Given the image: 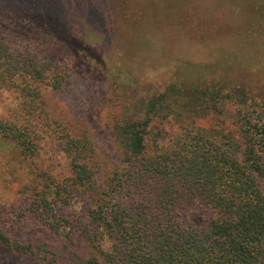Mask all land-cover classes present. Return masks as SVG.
Returning <instances> with one entry per match:
<instances>
[{
  "label": "trees",
  "instance_id": "obj_1",
  "mask_svg": "<svg viewBox=\"0 0 264 264\" xmlns=\"http://www.w3.org/2000/svg\"><path fill=\"white\" fill-rule=\"evenodd\" d=\"M249 4L260 25L254 36L264 40V0ZM24 18L0 7V24L18 23L40 39L52 34ZM256 73L263 84L264 72ZM69 85L68 73L14 49L0 25V90L17 100L0 119V138L33 158L56 136L70 176L54 185L51 210L41 209L36 221L68 245L83 241L97 251L71 253L70 264H264V100L218 81L171 85L142 102L135 117L118 120L119 150L99 155L88 136L71 137L49 117L43 91ZM210 117L217 123L198 124ZM69 195L88 199V207L58 213ZM0 242L41 263L65 264L44 242L24 245L1 231Z\"/></svg>",
  "mask_w": 264,
  "mask_h": 264
},
{
  "label": "rangeland",
  "instance_id": "obj_2",
  "mask_svg": "<svg viewBox=\"0 0 264 264\" xmlns=\"http://www.w3.org/2000/svg\"><path fill=\"white\" fill-rule=\"evenodd\" d=\"M80 1L0 0L10 18L29 17L49 30L45 38L12 21L0 25L14 49L27 48L51 69L70 75L69 88L45 90L43 100L59 123L55 128L74 138L88 136L97 154L117 153L116 122L138 115L142 102L171 85L218 81L235 91L243 86L249 96L264 100L256 73L264 72V59L257 56H264V40L254 36L260 25L250 0ZM16 104L14 93L0 90V119ZM216 123L211 117L198 122ZM68 168L56 136L43 140L33 158H23L16 142L0 138L1 233L24 245L45 247L44 242L65 264L71 253H97L83 241L66 244L36 221L41 209L52 207L54 185L69 178ZM57 205L58 213L71 215L89 201L69 195ZM13 245L0 242V264H46Z\"/></svg>",
  "mask_w": 264,
  "mask_h": 264
}]
</instances>
